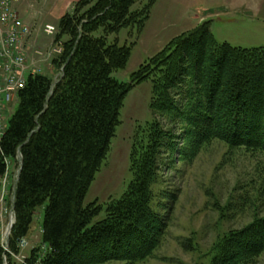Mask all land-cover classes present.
<instances>
[{
  "label": "trees",
  "instance_id": "16d2710c",
  "mask_svg": "<svg viewBox=\"0 0 264 264\" xmlns=\"http://www.w3.org/2000/svg\"><path fill=\"white\" fill-rule=\"evenodd\" d=\"M140 1L79 0L73 13L58 21L57 38H69L59 63L53 62L58 69L63 65L62 77L53 88L43 75L29 77L18 93L0 142V177L4 159H14L17 152L22 157L9 245L15 250L42 207V242L49 252L41 264H144L152 258L166 236L155 192L162 155L190 160L217 142L264 159V47L219 44L204 23L172 39L129 83L112 78L126 66L131 45L107 38L130 26L142 32L157 0L131 12ZM99 29L104 36L94 37ZM155 69L150 109L179 125V134L153 120L146 141L133 144V179L125 194L92 224L101 209L83 201L109 151L123 100ZM258 165L252 207L264 210V161ZM209 254V264H257L264 254V215L257 211L241 228L224 232Z\"/></svg>",
  "mask_w": 264,
  "mask_h": 264
},
{
  "label": "rangeland",
  "instance_id": "374dc122",
  "mask_svg": "<svg viewBox=\"0 0 264 264\" xmlns=\"http://www.w3.org/2000/svg\"><path fill=\"white\" fill-rule=\"evenodd\" d=\"M245 1L243 5L237 6L240 3L238 0H157L140 34L137 27L130 26L108 36L109 43L131 45L126 66L113 72L112 78L119 83H129L140 66L161 52L172 39L204 23L209 24V29L219 44L246 50L264 47V0ZM147 2L148 0H141L136 3L131 12L140 11ZM32 3L31 19L35 20L39 39L50 42L49 46L51 43H61L64 46L69 38L66 35L57 38L58 21L55 15L49 14L53 1L32 0ZM29 11L30 9L28 13ZM72 13L73 10L67 14ZM46 23L57 28L55 37L43 33ZM101 36H104L102 29L94 33V37ZM63 52L62 47L60 56ZM60 56L55 59L57 62ZM57 64L41 69L42 75L52 82L59 74ZM157 75L158 71L152 70L151 76L135 85L123 100L119 125L111 139L109 151L83 201L84 206L96 202L101 209L92 224L102 221L107 206L125 194L133 179L130 171L133 144L139 139L146 141L153 120L157 119L163 129L171 130L174 136L179 134V125L169 124L164 116H153L150 109L152 88ZM17 106L18 101L15 100L4 113L6 126ZM175 143L176 149L179 148L180 141L177 138ZM6 159L7 174L11 181L19 160L16 156L14 159ZM263 161L262 156L240 149H229L217 142L203 146L190 160L183 161L179 154L162 155L155 192L161 199L159 212L165 214L166 236L153 257L144 264H209L212 257L209 251L218 237L230 229L241 228L251 221L252 214L257 211L264 215L262 208L252 207L257 189L255 168ZM4 163L6 164L5 159ZM42 222L43 208L40 207L24 237L26 247L18 248L16 240L15 250H12L9 241L14 224L5 241L2 234L8 221L6 214L0 211V264H22V257L29 263L31 253L34 255L32 264L37 261L41 264L49 252L42 242ZM6 242L9 246L7 251L4 250ZM257 264H264V254Z\"/></svg>",
  "mask_w": 264,
  "mask_h": 264
},
{
  "label": "built area",
  "instance_id": "2783aa9c",
  "mask_svg": "<svg viewBox=\"0 0 264 264\" xmlns=\"http://www.w3.org/2000/svg\"><path fill=\"white\" fill-rule=\"evenodd\" d=\"M19 2L20 0H0V142L7 128L4 123V113L8 110V106L17 100L18 93L25 88L29 77L42 75V67L53 65V61L61 55L63 47L61 43L57 45L51 43L45 50L40 48L33 51L28 50L25 43L32 36V32L15 9ZM57 32V28L53 25H45L43 28V33L47 36L55 37ZM62 71L63 65L59 69L55 83L62 76ZM16 159L19 162L13 179L10 181L8 178L7 159H5L6 164L4 163L6 171L0 177V211L6 214L8 221L2 234L5 241L15 223V191L22 159L19 153ZM17 245L18 248L23 249L27 242L21 238L17 241ZM4 246V250L7 251L9 248L7 242ZM21 263L29 264L25 261V257H22ZM34 264H39V262Z\"/></svg>",
  "mask_w": 264,
  "mask_h": 264
},
{
  "label": "crops",
  "instance_id": "0c3cea01",
  "mask_svg": "<svg viewBox=\"0 0 264 264\" xmlns=\"http://www.w3.org/2000/svg\"><path fill=\"white\" fill-rule=\"evenodd\" d=\"M53 1V7L49 14H53L55 19L59 21V19L67 14L70 13L73 10L74 5L79 0H52ZM240 1L239 4H236L237 6L243 5V2H246L245 0H238ZM27 6V8H26ZM33 8L32 0H20V2L15 6V9L17 13L19 14V17L21 20L28 25L32 32V36L26 41V47L29 51H33L37 48H47L49 46L50 42L41 41L39 39V36L36 34V23L35 20L31 19L32 13L31 9ZM26 9V10H25ZM30 9L29 13L28 10ZM45 25H50L49 23H46ZM44 25V26H45Z\"/></svg>",
  "mask_w": 264,
  "mask_h": 264
}]
</instances>
